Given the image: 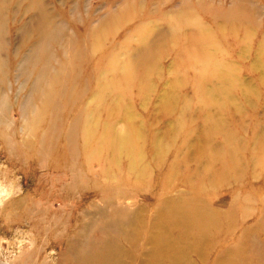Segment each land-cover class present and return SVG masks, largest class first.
<instances>
[{
	"label": "rangeland",
	"instance_id": "374dc122",
	"mask_svg": "<svg viewBox=\"0 0 264 264\" xmlns=\"http://www.w3.org/2000/svg\"><path fill=\"white\" fill-rule=\"evenodd\" d=\"M189 209L178 263L153 236L189 247L169 214ZM110 243L264 264V0H0V264Z\"/></svg>",
	"mask_w": 264,
	"mask_h": 264
},
{
	"label": "bare ground",
	"instance_id": "6f19581e",
	"mask_svg": "<svg viewBox=\"0 0 264 264\" xmlns=\"http://www.w3.org/2000/svg\"><path fill=\"white\" fill-rule=\"evenodd\" d=\"M37 17V16H36ZM38 19V18H37ZM39 23V22H38ZM44 23H46L44 21ZM37 24V23H36ZM46 25V24H45ZM28 27V26H27ZM37 27V26H36ZM49 29V28H48ZM43 30V29H42ZM47 30V29H46ZM25 31V30H24ZM57 33V32H56ZM2 34V33H1ZM46 34V33H44ZM33 35V34H32ZM22 44V43H21ZM147 52V51H146ZM143 53V52H142ZM147 55V54H146ZM128 76V75H127ZM41 79V78H40ZM187 209V208H185ZM194 209V208H193ZM199 210V209H198ZM173 211V210H172ZM169 212L170 214V217L171 218H174V222H177L178 223V226H181V229H182V232L186 235H189L190 233L194 234V241H193V244L190 243L188 244L189 247H186L184 246L183 242H180V241H177V240H169L168 238L165 237L166 235V227L163 226L161 228V233H157L159 235H154L153 236V242H154V245H155V251H158L159 252H166V254L172 258V259H175L177 258V261L178 263H180L182 261V259H184L186 257L187 254H189L190 251L193 250V248H195V250H198L200 249L202 243H201V236H200V232L202 230L201 227H199L198 225V221H197V218L199 216L198 214V211H193L191 212L190 209L189 211L187 210L184 213H181L180 211L175 214L174 212ZM181 214H184V215H180ZM188 214V215H187ZM201 215V214H200ZM204 215V214H203ZM201 217V216H200ZM203 217V216H202ZM161 219L164 221L166 219V213L163 214V216L161 217ZM201 220V219H200ZM162 221V222H163ZM173 222V224H174ZM161 223V222H160ZM201 225V224H200ZM199 230V232L197 231ZM199 233V234H198ZM204 235V234H203ZM189 241H192V240H189ZM192 244V245H191ZM111 245L108 244L107 246V250L109 251L108 252V255H107V262L104 263V264H117L115 263L114 260L111 259V250L109 249V246ZM112 254L116 257V252L112 251ZM82 260H83V264H88L89 263V260L88 258H86V256L83 258V259H77L78 263H82Z\"/></svg>",
	"mask_w": 264,
	"mask_h": 264
}]
</instances>
